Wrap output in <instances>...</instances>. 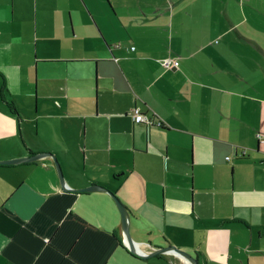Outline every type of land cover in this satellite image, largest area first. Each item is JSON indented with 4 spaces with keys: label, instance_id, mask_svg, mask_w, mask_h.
<instances>
[{
    "label": "crops",
    "instance_id": "crops-1",
    "mask_svg": "<svg viewBox=\"0 0 264 264\" xmlns=\"http://www.w3.org/2000/svg\"><path fill=\"white\" fill-rule=\"evenodd\" d=\"M259 136L264 0H0V161L52 154L110 191L141 252L264 264ZM161 256L53 157L0 165V264L189 263Z\"/></svg>",
    "mask_w": 264,
    "mask_h": 264
},
{
    "label": "water",
    "instance_id": "water-1",
    "mask_svg": "<svg viewBox=\"0 0 264 264\" xmlns=\"http://www.w3.org/2000/svg\"><path fill=\"white\" fill-rule=\"evenodd\" d=\"M48 156L53 157L55 162H56V167L58 170L60 182H61L62 188L65 191L75 192V193H84V192L88 193V192L103 190V191L108 192L114 198V200L118 206V209L121 213V216H122V232H123L124 243L132 254H134L135 256H138L140 258L146 259V258H152V257H156V256L175 253L179 257H182L183 259L187 260L190 264H199L196 257H194L190 253L183 251V250H180L174 246H167V247H163V248H158V249L152 250V252H150V253L142 254L140 252V249H139L137 243L133 240V238L130 234V229H129L130 216H129V212H128L127 208L124 206V204L113 193H111L110 191H108L105 188H102L100 186H91V187H87L84 189H78V190H74V189L69 188L66 184L65 177H64L62 168L60 166V163L57 161V159L52 154L39 153V154H36L34 156H30L28 158L0 161V165L11 166V165H19V164H23V163H30V162H34V161L40 160L43 157H48Z\"/></svg>",
    "mask_w": 264,
    "mask_h": 264
},
{
    "label": "built area",
    "instance_id": "built-area-1",
    "mask_svg": "<svg viewBox=\"0 0 264 264\" xmlns=\"http://www.w3.org/2000/svg\"><path fill=\"white\" fill-rule=\"evenodd\" d=\"M134 49L135 48H133V50ZM163 65L166 68H178V62L175 59H170V58L165 59L163 61ZM132 114H133V121L136 124H147V125H152V126L156 125L158 127L164 126L162 121L154 122L152 118H150L146 114L142 113L141 109L139 107H134L132 110ZM259 137H260L259 138L260 142L264 143V138H262L261 136H259ZM142 254H144V253H142Z\"/></svg>",
    "mask_w": 264,
    "mask_h": 264
},
{
    "label": "trees",
    "instance_id": "trees-1",
    "mask_svg": "<svg viewBox=\"0 0 264 264\" xmlns=\"http://www.w3.org/2000/svg\"><path fill=\"white\" fill-rule=\"evenodd\" d=\"M10 108L13 110V112L14 113H17L16 111H15V108L13 107V106H10ZM164 126H162L161 128H163ZM158 258H161L162 256H157Z\"/></svg>",
    "mask_w": 264,
    "mask_h": 264
},
{
    "label": "rangeland",
    "instance_id": "rangeland-1",
    "mask_svg": "<svg viewBox=\"0 0 264 264\" xmlns=\"http://www.w3.org/2000/svg\"><path fill=\"white\" fill-rule=\"evenodd\" d=\"M27 140L29 141V139H27ZM59 162H60V161H59ZM140 252H141V251H140ZM141 253H145V252H141ZM169 258H172V259H173L174 257H173V256H169Z\"/></svg>",
    "mask_w": 264,
    "mask_h": 264
},
{
    "label": "bare ground",
    "instance_id": "bare-ground-1",
    "mask_svg": "<svg viewBox=\"0 0 264 264\" xmlns=\"http://www.w3.org/2000/svg\"><path fill=\"white\" fill-rule=\"evenodd\" d=\"M172 254H174V255H176L175 253H172ZM176 256H178V255H176ZM179 257V256H178ZM180 258H182V257H180ZM183 259V258H182ZM185 260V259H184ZM187 261V260H186ZM188 262V261H187ZM189 264V263H188Z\"/></svg>",
    "mask_w": 264,
    "mask_h": 264
}]
</instances>
